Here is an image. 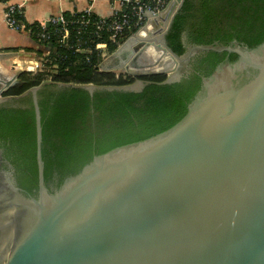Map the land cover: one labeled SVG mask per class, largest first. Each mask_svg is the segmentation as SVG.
I'll use <instances>...</instances> for the list:
<instances>
[{
    "label": "water",
    "instance_id": "1",
    "mask_svg": "<svg viewBox=\"0 0 264 264\" xmlns=\"http://www.w3.org/2000/svg\"><path fill=\"white\" fill-rule=\"evenodd\" d=\"M183 1L171 0L148 20L141 40L127 53L118 48L106 69L133 75L150 63V74L169 83L189 58L173 54L164 39ZM193 52L236 59L201 79L171 128L93 156L56 187L43 178L39 87L25 93L34 111L37 184L26 196L4 162L0 264H264V40ZM17 78L0 68V103Z\"/></svg>",
    "mask_w": 264,
    "mask_h": 264
},
{
    "label": "trees",
    "instance_id": "2",
    "mask_svg": "<svg viewBox=\"0 0 264 264\" xmlns=\"http://www.w3.org/2000/svg\"><path fill=\"white\" fill-rule=\"evenodd\" d=\"M80 15L63 17L74 20ZM35 26L30 27L35 29ZM76 29L69 28L66 47L57 41L54 35L57 29L52 26L44 29L50 38L46 43H39L32 34V40L49 52L47 63H43L39 73L18 75V85L4 95L19 97L16 105H0V136L2 141L9 142L2 146L3 157L14 168L17 186L28 194L36 190L37 184L35 120L31 98L20 97L30 89L41 87L37 104L44 182L47 185L55 171L59 176L58 186L93 156L171 128L185 115L200 86L199 79L166 84L164 77L155 76L144 79L141 91H125L124 86L132 82L130 75L118 77L100 71L96 52L88 55L70 48L77 43L82 48L85 42L93 50L94 44L106 43V51L113 54L137 29L115 43H109L103 32L96 34L91 26L81 29L80 38L75 35ZM182 38L194 46H229L235 41L253 48L264 40V0H184L164 35L167 47L176 56L185 52ZM225 56L224 52H208L205 60L210 71L205 70L204 76H209ZM227 57L230 62L236 59L234 54ZM89 84L97 88L91 94L81 88Z\"/></svg>",
    "mask_w": 264,
    "mask_h": 264
},
{
    "label": "built area",
    "instance_id": "3",
    "mask_svg": "<svg viewBox=\"0 0 264 264\" xmlns=\"http://www.w3.org/2000/svg\"><path fill=\"white\" fill-rule=\"evenodd\" d=\"M24 1L26 0H23V2ZM170 1L171 0H108L111 9V13L108 17L98 16L92 13L90 9H87L79 13L81 14L80 17L74 20H68L63 17V15L52 16L45 23L37 24L35 29L30 27L31 25L24 23L22 6L8 5L5 8L4 20L8 29L18 33H27L30 36L33 34L41 44L48 42L50 39L49 35L44 30L46 28L45 24H48V27L52 26L57 29L54 35L57 36V41L63 44L64 47L67 46L70 35L69 28L73 26L77 28L75 35L78 38H80L81 29L86 26H91L96 34L103 32L107 34L109 43H115L117 39H121L131 30L137 29L138 32L143 29L148 20L158 15ZM82 46L81 48L80 44L77 43L70 49H73L74 52H84L88 55H90L92 51L96 52L100 59V71H102V66L105 65L106 68L105 62L113 55L106 51V43L94 44L93 50L89 45H86L85 42L82 43ZM48 56L49 52L47 51L44 55L43 63H47ZM52 70L53 72L55 71V66L52 67Z\"/></svg>",
    "mask_w": 264,
    "mask_h": 264
},
{
    "label": "crops",
    "instance_id": "4",
    "mask_svg": "<svg viewBox=\"0 0 264 264\" xmlns=\"http://www.w3.org/2000/svg\"><path fill=\"white\" fill-rule=\"evenodd\" d=\"M8 5L22 6L23 21L27 25L45 23L52 16L81 13L87 9L101 17L111 13L108 0H0V68L10 75L41 72L47 51L29 34L6 27L4 12ZM111 65L110 61L106 68Z\"/></svg>",
    "mask_w": 264,
    "mask_h": 264
},
{
    "label": "flooded vegetation",
    "instance_id": "5",
    "mask_svg": "<svg viewBox=\"0 0 264 264\" xmlns=\"http://www.w3.org/2000/svg\"><path fill=\"white\" fill-rule=\"evenodd\" d=\"M181 42H182V44H183V46L185 48L184 55L185 54L189 55V58L187 59L185 64L181 67V69H179V71L177 73H175V76L173 75L172 77H170V79L168 80L169 83H167L166 81H165V83L166 84H172V83H178V82H181V81L191 82V81H193L195 79H199V83H201V79L205 78V76H204L205 70H206V72L210 71V65L205 60L206 59V55H207L208 52H195V53L193 52L192 54H190L189 52H190L191 48L194 45L186 44L185 39H183V38H182ZM227 56H229V55L227 54ZM227 56H225L224 60L225 59L228 60ZM145 67L144 68L146 70L142 69L140 72H135L133 74L135 77H137L136 79L138 81H142L143 82V86L145 85L144 79H148L150 77H155V76H166V75H158V74L152 75V74H150V69L153 68V65H151L150 63L147 64V66H145ZM176 80H177V82H176ZM16 84H17V81L11 88L16 86ZM57 87L58 88H62V87H64V85H57ZM36 88H38V87H36ZM40 88L41 87H39V89ZM24 97H30L31 98V96L29 94L28 95L24 94L20 98H24ZM18 101H19V97H6L5 100H3V102L0 103V105H3V104L8 105V106L16 105L15 103L18 102ZM31 101H32V99H31ZM8 143H9L8 141H2L1 140V136H0V153H1L0 172H8V171H10V169L4 163V162H8V161L3 157V149H2V146L8 145ZM10 166L12 167L11 164H10ZM12 169H13L12 174H13L14 179L16 181L14 168L12 167ZM58 180H59L58 174L55 171H53L52 176H51L49 182L47 183V186L48 187L49 186L56 187L57 184H58ZM33 191L34 190L31 191L32 192L31 194H28L27 192L22 190V192L26 196H33L34 195Z\"/></svg>",
    "mask_w": 264,
    "mask_h": 264
},
{
    "label": "rangeland",
    "instance_id": "6",
    "mask_svg": "<svg viewBox=\"0 0 264 264\" xmlns=\"http://www.w3.org/2000/svg\"><path fill=\"white\" fill-rule=\"evenodd\" d=\"M139 32V31H138ZM138 32H136V33H134V34H132V35H130L129 37H127V39H125L124 41H123V46H122V44L118 47V48H121V50H123L125 53H127L129 50H131V49H133V47L135 46V43L133 42V41H138L139 42V40H141V39H138V37L136 36L137 35V33ZM144 35L146 36V37H148V33H144ZM152 38H154V40H156V42H158L159 41V34L158 35H154V36H152ZM144 41V40H143ZM154 44H157V43H154ZM127 51V52H126ZM149 52V53H152L151 55H154L155 54V51H154V49H153V47H148L147 49H146V52ZM114 54V53H113ZM135 54V53H134ZM112 57H113V55L112 56H110L109 58H108V60L105 62L106 64L107 63H110V61H111V59H112ZM102 71H106V72H111V73H113L115 76H120V75H123V74H126V72L123 70V68H118V69H114V70H107L106 68H105V65L104 66H102ZM130 79L132 80V82H131V84H133L134 82H136V81H138L136 78L137 77H135L134 75H130ZM162 77H164L165 79L164 80H166V78H167V75L166 76H162ZM131 84H129V85H131ZM16 85H18V84H16ZM5 97V96H4Z\"/></svg>",
    "mask_w": 264,
    "mask_h": 264
},
{
    "label": "bare ground",
    "instance_id": "7",
    "mask_svg": "<svg viewBox=\"0 0 264 264\" xmlns=\"http://www.w3.org/2000/svg\"><path fill=\"white\" fill-rule=\"evenodd\" d=\"M145 35H144V33H142V35H141V38H143ZM164 56V58L163 59H166V58H168L165 54L163 55Z\"/></svg>",
    "mask_w": 264,
    "mask_h": 264
}]
</instances>
